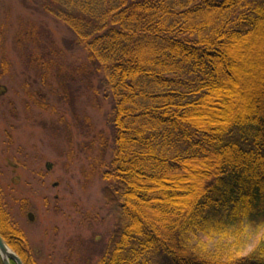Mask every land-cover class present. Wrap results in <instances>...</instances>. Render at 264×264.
Masks as SVG:
<instances>
[{"label":"trees","instance_id":"obj_1","mask_svg":"<svg viewBox=\"0 0 264 264\" xmlns=\"http://www.w3.org/2000/svg\"><path fill=\"white\" fill-rule=\"evenodd\" d=\"M34 3L66 26L68 47L86 53L71 80L93 78L110 104L109 162L103 136L94 168L114 223L96 264H264V240L237 251L248 224L264 227V0ZM37 30L19 34L18 45L24 35L39 43ZM242 47L260 54L259 83L246 96ZM60 75L56 94L67 101ZM198 233L217 236L215 249Z\"/></svg>","mask_w":264,"mask_h":264},{"label":"rangeland","instance_id":"obj_2","mask_svg":"<svg viewBox=\"0 0 264 264\" xmlns=\"http://www.w3.org/2000/svg\"><path fill=\"white\" fill-rule=\"evenodd\" d=\"M35 6L34 0H0L1 207L7 226L22 234L24 255L36 264H96L114 223L101 193L105 182L94 168L103 136L108 138L104 162H109L110 104L93 78L71 80L69 73L86 62V53L68 47L65 40L72 35L66 26ZM30 27L38 29L40 42L29 43L24 35L19 46L18 35ZM258 49H240L239 60L248 70L240 75L245 96L259 83ZM58 70L61 80L70 82L67 101L56 94ZM238 95L226 104L239 101ZM43 100L49 111L35 106ZM240 233L241 255L264 240L261 224H248ZM212 235L198 233L211 251L218 242Z\"/></svg>","mask_w":264,"mask_h":264},{"label":"flooded vegetation","instance_id":"obj_3","mask_svg":"<svg viewBox=\"0 0 264 264\" xmlns=\"http://www.w3.org/2000/svg\"><path fill=\"white\" fill-rule=\"evenodd\" d=\"M1 214H4V216L1 215ZM7 221L10 222L8 214H7V212L5 210H3V212L0 213V236L3 239V241L6 243V245L18 255V257L21 259L22 263L24 264V260L13 249L12 243H16L21 249H23V247H22L23 245L20 243L21 240H19L18 238L13 237V235L11 234V231L7 227ZM0 264H3L1 259H0ZM10 264H14V262L12 260H10Z\"/></svg>","mask_w":264,"mask_h":264},{"label":"water","instance_id":"obj_4","mask_svg":"<svg viewBox=\"0 0 264 264\" xmlns=\"http://www.w3.org/2000/svg\"><path fill=\"white\" fill-rule=\"evenodd\" d=\"M50 166L51 165L49 163L46 164V168H49ZM27 217L28 220L30 221H32L34 218L31 212L28 213ZM0 259L3 264H10V260H12L14 264H23L21 259L18 257V255L6 245V243L3 241L1 236H0Z\"/></svg>","mask_w":264,"mask_h":264}]
</instances>
